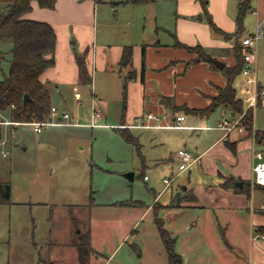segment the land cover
I'll use <instances>...</instances> for the list:
<instances>
[{"label":"crops","instance_id":"obj_1","mask_svg":"<svg viewBox=\"0 0 264 264\" xmlns=\"http://www.w3.org/2000/svg\"><path fill=\"white\" fill-rule=\"evenodd\" d=\"M243 1L245 0H152L134 4L130 0H56L53 9L40 8L36 1H32L31 10L23 18L47 22L55 31L54 65L42 73L40 80L49 89L51 107L70 116L69 124L62 126H77L78 122L74 121L73 115L78 116V113L70 114L65 105L71 97L76 102H81L85 94L84 88L89 87L92 103L96 97L103 99L102 108H93L92 105L90 126L128 129L137 138L138 147H133L142 163L149 160L157 165L166 162V157L169 156L170 159L171 157L177 159L179 165L180 159L176 156L179 150H186L197 159L188 169L184 171L178 169L176 175L173 176L171 172L162 178V188L158 192L153 190V204L146 206L144 213L153 209L155 204L159 203V199L170 190L169 203H159L157 209L177 211L176 217H181V220L183 218L182 224L194 230L202 227L206 221L211 224H207L209 227L216 223L219 229H224V232H221L222 236L228 239L232 246L235 237L233 229H240L241 225L245 224L249 229L247 231L249 249L253 252L254 263L264 264V240L252 239V233H257L256 227L264 226V210L261 209L264 206V197L262 199L261 195L256 193L264 191L255 187L253 173L254 152H261V146L256 143L254 135L246 136L244 131L242 133L233 131L226 135L223 130L216 127L223 119L235 121L239 117L240 114L235 115L228 107L220 106L207 115L186 112V108L203 110L210 105L212 97L217 96L219 89L227 83L224 68L235 65L233 53L236 36L238 43H241L243 38L253 36L257 27L261 26L258 24L253 33L242 37L245 30L244 21L250 11L258 21L260 18L264 19V0H252L250 9L243 17L242 30L238 32L237 14ZM100 4L110 5L114 11L121 8L124 13L112 15L115 16L114 23L109 26L107 25L109 15L99 11ZM122 15H133L140 21L136 27H121L118 23L123 18ZM145 15H152L151 19L156 29L151 39L144 35L146 27L144 24L148 20ZM99 20L103 22L99 24ZM100 25L102 26L99 29ZM260 39H263L261 47L264 50L263 29L256 47ZM125 47H131V62L121 66L120 61ZM198 50L206 53L204 59L193 54ZM78 57L83 58L91 78L90 84L85 83L81 77ZM257 57L255 54L252 73L243 76L240 72L233 81V87L236 97L242 101L244 111L249 109L253 111V131H264V126H260L255 118L256 111L264 109V98L256 107L248 108V101L256 89L264 88L257 77L259 60ZM259 58L261 60L262 56ZM213 60L223 63V68L219 69ZM96 75L100 77V84ZM236 79L238 80L235 86ZM123 84L126 86L125 104L122 95ZM97 89L100 94L96 92ZM110 90L121 93L122 107L120 112H114L116 114L114 118L110 117V98L105 96L109 95ZM75 93H79V98L75 97ZM163 97L169 101L164 103ZM93 110L102 113L99 121L101 119L107 121L110 118V122L95 123ZM148 112L162 116L164 118L162 124H168L175 117L183 115L184 127L132 126L138 116ZM5 113L8 116L5 120L8 122L7 125L25 126L15 124L16 122L9 119L8 112ZM5 121L0 120L1 125H4ZM212 123L214 124L211 125ZM192 131L199 132L197 138L202 141L201 145L190 146ZM160 132L169 134L167 137L171 141H178L169 148L168 153L156 151L157 145L164 144L158 137L162 134ZM143 133L153 140L150 146L154 149L149 152L144 150ZM2 143L1 139L0 144ZM191 170L200 171L206 178H211V183L203 179L202 175L191 182L188 175L184 180L186 183H181L179 190L177 189L174 194L172 185L176 177L183 175L184 172L190 173ZM165 178H175L168 188H165L163 183ZM228 178L235 180L234 186L248 187V192H234L232 189L223 188L221 184ZM239 182L242 183L241 186L235 185ZM256 199L261 201L257 202ZM196 210L201 211L202 215H187L188 212ZM211 213L214 214L215 220L212 219ZM71 232L69 231L70 238ZM171 232L174 235L175 232ZM87 235L91 249L98 255V251L92 245L93 231L91 230L90 235L88 230ZM126 236L127 234L123 239ZM194 236L196 234L192 237ZM69 247L76 249L74 245Z\"/></svg>","mask_w":264,"mask_h":264},{"label":"rangeland","instance_id":"obj_2","mask_svg":"<svg viewBox=\"0 0 264 264\" xmlns=\"http://www.w3.org/2000/svg\"><path fill=\"white\" fill-rule=\"evenodd\" d=\"M101 4L99 11L108 13L109 26L114 23L115 16L112 15L124 13L121 8L114 11L110 5ZM145 16L148 20L144 24V35L151 39L156 29L152 15ZM122 17L118 23L121 27H136L140 21L133 15ZM102 22L99 20V24ZM244 24L242 37L253 33L258 24L264 31V19L258 21L251 11ZM262 41L260 39L256 47L257 58L260 60L259 56H262L257 64V77L264 85ZM10 47L9 42L0 41V51L8 52ZM193 54L198 55L197 52ZM2 69L7 71V61L2 63ZM92 88L95 93L94 86ZM96 92L100 94L98 89ZM84 93L81 102L71 97L65 105L70 114L78 113V116L73 115L77 126L50 125L36 133L31 125H7V113L0 111V120L5 121L2 125L3 143L0 144V181L11 185V203L0 205V264H167L155 224L157 217L177 238L175 251L182 255L184 264H255L253 252L249 249V229L245 224L240 229H233L234 247L223 238L221 232L224 229H219L216 223L209 227L211 224L206 221L194 230L182 224L183 218L176 217L177 211L153 208L144 213L146 206L153 204V190L158 192L162 188L164 176L171 172L176 175L179 161L168 156L166 162L157 165L149 160L142 163L136 149L115 129L91 127L92 105L93 108H102L103 99L96 97L92 103L89 87L84 88ZM108 94L105 96L110 98V117L114 118V112H120L122 107L121 93L110 90ZM255 115L258 124L264 126V109H258ZM99 122L105 124L110 118ZM160 133L158 137L164 144L157 145L156 151L168 153L178 141H171L167 137L169 134ZM190 133V146L201 145L202 141L197 138L199 132ZM142 136L145 152L153 150L150 136L144 133ZM127 174H131L132 179L127 178ZM188 175L191 182L200 175L208 183L212 181L200 171L184 172L172 185L174 194L181 183H186L184 180ZM170 192L158 202L168 204ZM256 193L263 199V192ZM136 203L141 204L132 206ZM200 213L196 210L187 215H202ZM211 215L214 219V214ZM249 222L248 219L247 225ZM88 230L90 235L93 231L92 245L98 255H88L85 244ZM69 231H72L71 238ZM171 231L175 232L174 235ZM125 234L127 236L123 239ZM193 234L196 236L192 237ZM82 244L81 254L79 247Z\"/></svg>","mask_w":264,"mask_h":264},{"label":"trees","instance_id":"obj_3","mask_svg":"<svg viewBox=\"0 0 264 264\" xmlns=\"http://www.w3.org/2000/svg\"><path fill=\"white\" fill-rule=\"evenodd\" d=\"M32 1H36L40 8L53 9L56 0H0V41L11 44L8 52L0 51V111L8 112L12 122L28 123L33 121L48 120L51 110L50 92L47 86L41 82L42 73L54 65V51L56 35L53 27L42 21H33L23 18L31 10ZM102 1V0H96ZM134 4H141L152 0H130ZM245 0L239 7L237 14L238 32L242 30V20L250 9V2ZM238 38V36H236ZM234 47L235 65L225 67L227 83L220 88L217 96L212 97L211 103L203 110L186 108V112H193L200 115H207L220 106L228 107L235 115L244 111L242 101L236 97L233 87L235 77L241 72L243 63L242 46L238 43ZM192 50V48H188ZM198 57L204 59L206 53L198 50ZM8 62V69H2V63ZM131 62V47H125L120 65L126 66ZM81 77L85 83L90 84L91 78L87 73L82 57L77 58ZM24 95L28 99L23 102ZM123 103L126 100V86L123 84ZM163 102L169 99L163 97ZM260 100L258 101V104ZM13 106V107H12ZM124 106V105H123ZM244 133L246 136L254 135L257 144L261 146L264 157V131H253V111L249 109L242 118ZM119 135L129 144L138 147L137 138L128 129H115ZM2 139V125L0 123V141ZM234 179H226L221 186L225 189H232L234 192H248L245 185L242 188L234 186ZM264 191V186L255 184ZM11 203V185L9 182L0 181V205ZM128 205L126 203H118ZM160 206L155 204L154 210ZM159 236L167 255L168 264H184L180 254L175 251L176 238L163 227L160 218L155 219ZM257 233L264 235V226L256 227ZM88 255L96 254L90 247L89 237L85 242ZM83 244L79 247L82 254Z\"/></svg>","mask_w":264,"mask_h":264},{"label":"built area","instance_id":"obj_4","mask_svg":"<svg viewBox=\"0 0 264 264\" xmlns=\"http://www.w3.org/2000/svg\"><path fill=\"white\" fill-rule=\"evenodd\" d=\"M262 37V27L258 26L256 32L253 36L245 37L241 40L242 46V57L243 63L241 66V74L243 76H248L253 71V64L255 61V54H256V42L257 40ZM79 93H75V97L79 98ZM264 98V88L256 89L254 94L250 97L248 101V108L256 107L259 100ZM13 107V106H12ZM246 111L242 112L239 117L235 121L229 120H221L217 123L216 127L220 130H223L224 133L230 134L233 131H237L242 133L244 131L242 118ZM102 117V113L99 110H93V119H99ZM69 114L68 113H60L55 107H51L50 114L48 120L46 121H33L28 123H18L14 122L17 125H31L33 126V130L36 133H40L43 128L50 126V125H67L69 124ZM185 117L183 115H179L175 117L173 121L168 122V124H162L164 118L160 115H157L152 112H148L142 114L136 118V123L132 125L133 127L139 128H147V127H173V128H182L183 121ZM5 156L6 154L3 153ZM176 156L180 159V164L178 165L179 171H184L189 168V166L195 162L197 159L194 156L186 151V150H179L176 153ZM254 165H253V173H254V183L264 186V157L262 152L255 151L254 152ZM146 179V177H145ZM175 178H165L163 183L165 188H168L170 184L173 182ZM264 210V206L261 207ZM252 239L257 240H264V235L260 233H254Z\"/></svg>","mask_w":264,"mask_h":264},{"label":"water","instance_id":"obj_5","mask_svg":"<svg viewBox=\"0 0 264 264\" xmlns=\"http://www.w3.org/2000/svg\"><path fill=\"white\" fill-rule=\"evenodd\" d=\"M213 62L217 65V67H218L219 69H222L223 66H224L223 63H220V62L217 61V60H213ZM27 99H28V95H24V97H23V102H25ZM131 176H132L131 174H127V175H126V177L129 178V179H132ZM235 185L241 186L242 183H241V182H239V183H235Z\"/></svg>","mask_w":264,"mask_h":264}]
</instances>
